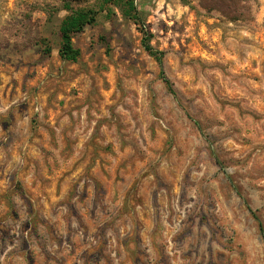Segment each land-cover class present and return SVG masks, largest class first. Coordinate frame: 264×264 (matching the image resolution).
<instances>
[{
	"label": "rangeland",
	"instance_id": "rangeland-1",
	"mask_svg": "<svg viewBox=\"0 0 264 264\" xmlns=\"http://www.w3.org/2000/svg\"><path fill=\"white\" fill-rule=\"evenodd\" d=\"M125 1L0 0V264H264V0Z\"/></svg>",
	"mask_w": 264,
	"mask_h": 264
},
{
	"label": "trees",
	"instance_id": "trees-1",
	"mask_svg": "<svg viewBox=\"0 0 264 264\" xmlns=\"http://www.w3.org/2000/svg\"><path fill=\"white\" fill-rule=\"evenodd\" d=\"M125 2L128 4V7L123 10L124 15L130 18L133 17L137 20L136 7L134 6L133 0H126ZM102 3L106 7H112L113 5H120L122 0H102ZM209 4L214 6V8L220 9L230 18H234V14L240 13V9L238 7L239 0H209ZM97 15L98 11L95 9L79 8L71 9V12L62 19L59 27L61 37V48L59 49V55L62 59L71 62H76L79 60L81 53L80 50L75 47L73 43V37L76 33L82 32L86 26L94 24ZM146 49L160 63L162 62L163 52L155 50L149 43L146 44ZM162 79L168 90L173 93L171 82L163 73ZM257 221L260 234L264 238V227L259 219H257Z\"/></svg>",
	"mask_w": 264,
	"mask_h": 264
}]
</instances>
